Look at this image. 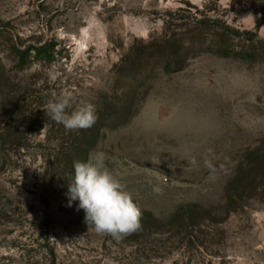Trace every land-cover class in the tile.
<instances>
[{
  "label": "rangeland",
  "instance_id": "374dc122",
  "mask_svg": "<svg viewBox=\"0 0 264 264\" xmlns=\"http://www.w3.org/2000/svg\"><path fill=\"white\" fill-rule=\"evenodd\" d=\"M256 20L232 0H0V264H264L263 178L244 174L242 199L226 201L241 164L264 152V62L215 53L242 50L248 34L264 40ZM198 21L203 34H189ZM175 34L198 37L187 66L166 74L162 59L150 63V79H136L138 115L103 130L86 158L103 154L142 212L139 231L98 234L79 201L69 205L76 160L61 146L78 130L53 121L47 103L70 93L68 112L101 108L125 89L116 66L131 46ZM189 205L202 212L178 214Z\"/></svg>",
  "mask_w": 264,
  "mask_h": 264
},
{
  "label": "trees",
  "instance_id": "16d2710c",
  "mask_svg": "<svg viewBox=\"0 0 264 264\" xmlns=\"http://www.w3.org/2000/svg\"><path fill=\"white\" fill-rule=\"evenodd\" d=\"M250 3L257 15L256 30L264 25V0H232V7H237L241 3ZM202 21H198L187 30L189 34H203L201 30ZM196 34V35H197ZM222 37V35H220ZM249 38L245 40V47L240 50H230L218 46L215 50L217 55L221 57H231L243 62L256 63L264 62V40H260L255 34H248ZM198 37L193 38L191 42H185L180 35L175 34L161 40V42L142 43L140 47L131 46L127 57L123 58L119 65L116 66L118 80L124 83L125 89L120 95L107 96L101 108L96 110L98 117L96 123L87 130H78L75 135V141L69 145L61 146L62 153L68 159L85 162L90 152L96 147L100 133L105 131H116L136 117L141 109V104H137L140 95V86L136 83L137 77L141 79L145 77V81L150 79L151 75L149 64L155 59H162L163 71L166 74L181 72L187 65L182 59L185 58L184 52L191 47L197 48ZM201 47V46H198ZM160 51V52H158ZM37 54L39 50L34 51ZM159 55L158 57H156ZM24 66V65H22ZM6 74L4 67L0 68V92L6 93L7 90ZM144 94H142L143 97ZM66 153V154H65ZM251 160L245 164H241L239 175L236 176L226 188V201L232 205L242 199L240 188H238L240 177L244 174L250 177V180L257 181L258 175L264 180V152L255 150L248 156ZM253 157V159H252ZM261 181V180H260ZM189 212L201 213L202 208L198 205H189L183 207L178 212L179 215L185 216ZM183 213V214H182ZM229 214V213H228Z\"/></svg>",
  "mask_w": 264,
  "mask_h": 264
},
{
  "label": "clouds",
  "instance_id": "9594fccd",
  "mask_svg": "<svg viewBox=\"0 0 264 264\" xmlns=\"http://www.w3.org/2000/svg\"><path fill=\"white\" fill-rule=\"evenodd\" d=\"M72 95L65 93L47 103V115L67 130H87L97 121L95 105L85 103L68 112ZM214 154L211 148L203 158V165L215 171ZM190 164L197 161L193 158ZM74 175L68 186L69 205L79 201V209L85 212V221L91 224L96 233L122 238L141 228L142 212L133 201L125 184L112 174L105 164L103 154H97L88 161H74ZM155 191L159 192L157 188Z\"/></svg>",
  "mask_w": 264,
  "mask_h": 264
}]
</instances>
